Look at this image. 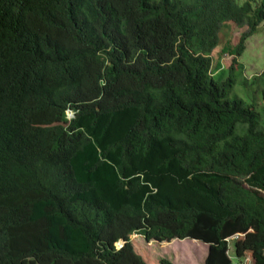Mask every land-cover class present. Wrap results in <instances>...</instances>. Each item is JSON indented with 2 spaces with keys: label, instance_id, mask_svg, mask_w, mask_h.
Listing matches in <instances>:
<instances>
[{
  "label": "trees",
  "instance_id": "16d2710c",
  "mask_svg": "<svg viewBox=\"0 0 264 264\" xmlns=\"http://www.w3.org/2000/svg\"><path fill=\"white\" fill-rule=\"evenodd\" d=\"M262 23L264 0H0V264H174L135 233L264 264V69L260 102L232 95Z\"/></svg>",
  "mask_w": 264,
  "mask_h": 264
},
{
  "label": "rangeland",
  "instance_id": "374dc122",
  "mask_svg": "<svg viewBox=\"0 0 264 264\" xmlns=\"http://www.w3.org/2000/svg\"><path fill=\"white\" fill-rule=\"evenodd\" d=\"M245 0H238L239 3H243ZM247 30V26L238 27L231 22L230 28H225L221 33V45L218 49L213 52V69H215L218 60L223 64V67L217 71H214V77L218 79H226L229 75V67L232 64L233 55L221 54L220 47L231 41L234 45L238 42L240 36L244 31ZM241 62V70H243V76L240 78L239 83H237L233 90V96L239 95L244 97V99L250 103L254 99L259 100L256 95L258 86L255 83V78L264 69V23L260 24L256 32L247 40L246 49L242 56L239 58ZM253 81V85L251 82ZM246 84V85H245ZM255 84V85H254ZM260 102V100H259ZM257 110L261 114L262 123L264 124V105L261 101L259 105L257 104ZM73 113L68 111V116L73 117ZM242 128V127H240ZM240 132V130H238ZM132 239L137 241L140 246L149 250L152 259L160 261L161 259L171 260L174 264H203L208 251L209 245L203 241H198L197 243L192 242V239H174L171 242H147L143 235L140 233H135L132 235ZM231 253L236 257L234 252L235 241L231 240ZM122 242H118L117 245H121ZM146 252V251H145ZM147 253V252H146ZM235 259V263L237 264ZM156 264H159L158 262Z\"/></svg>",
  "mask_w": 264,
  "mask_h": 264
}]
</instances>
